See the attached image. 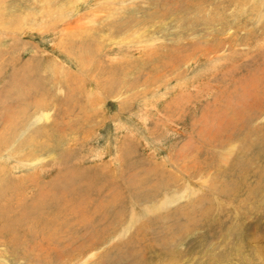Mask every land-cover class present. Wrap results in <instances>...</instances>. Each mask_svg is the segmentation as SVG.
Returning <instances> with one entry per match:
<instances>
[{"label": "rangeland", "instance_id": "rangeland-1", "mask_svg": "<svg viewBox=\"0 0 264 264\" xmlns=\"http://www.w3.org/2000/svg\"><path fill=\"white\" fill-rule=\"evenodd\" d=\"M0 264H264V0H0Z\"/></svg>", "mask_w": 264, "mask_h": 264}]
</instances>
